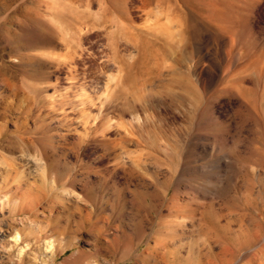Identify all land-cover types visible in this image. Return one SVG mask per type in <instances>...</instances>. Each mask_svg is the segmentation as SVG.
I'll return each instance as SVG.
<instances>
[{
	"label": "rangeland",
	"instance_id": "rangeland-1",
	"mask_svg": "<svg viewBox=\"0 0 264 264\" xmlns=\"http://www.w3.org/2000/svg\"><path fill=\"white\" fill-rule=\"evenodd\" d=\"M0 264H264V0H0Z\"/></svg>",
	"mask_w": 264,
	"mask_h": 264
},
{
	"label": "bare ground",
	"instance_id": "bare-ground-1",
	"mask_svg": "<svg viewBox=\"0 0 264 264\" xmlns=\"http://www.w3.org/2000/svg\"><path fill=\"white\" fill-rule=\"evenodd\" d=\"M248 20V19H247Z\"/></svg>",
	"mask_w": 264,
	"mask_h": 264
}]
</instances>
